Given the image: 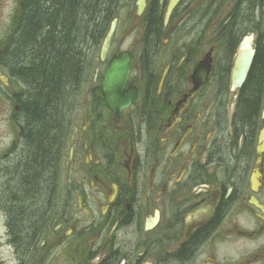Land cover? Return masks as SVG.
<instances>
[{"label":"flooded vegetation","instance_id":"obj_1","mask_svg":"<svg viewBox=\"0 0 264 264\" xmlns=\"http://www.w3.org/2000/svg\"><path fill=\"white\" fill-rule=\"evenodd\" d=\"M18 1L0 55L15 40ZM143 1L140 13L141 0L113 3L108 52L85 58L62 181L30 233L17 235L0 208L7 264H264V0H177L168 16L174 0ZM122 53L124 96L139 99L117 117L101 83ZM24 89L0 61V170L21 145Z\"/></svg>","mask_w":264,"mask_h":264},{"label":"trees","instance_id":"obj_2","mask_svg":"<svg viewBox=\"0 0 264 264\" xmlns=\"http://www.w3.org/2000/svg\"><path fill=\"white\" fill-rule=\"evenodd\" d=\"M116 1L23 0L15 40L0 55L25 86L19 102L22 150L10 168L0 172L5 179L0 176V208L8 211L19 236L30 233L34 219L50 200V185L59 180L71 134L61 116L65 97L82 82L84 53L91 40L92 48L100 44ZM254 64L244 92L250 110L260 85L261 62Z\"/></svg>","mask_w":264,"mask_h":264},{"label":"water","instance_id":"obj_3","mask_svg":"<svg viewBox=\"0 0 264 264\" xmlns=\"http://www.w3.org/2000/svg\"><path fill=\"white\" fill-rule=\"evenodd\" d=\"M177 0H174L170 3L166 16L169 15L170 11L175 6ZM144 6V1L141 0L139 13L142 11ZM116 25V20H113L110 26L108 33L106 34L100 51L101 58H104L106 52L108 51L111 37L113 35ZM249 59H246L242 62H238V66L235 69V77L233 79V86L238 87L244 81L247 68L250 64ZM129 64V55L127 53H122L120 57L113 58L109 63L101 83V92L104 97L105 102L109 106L110 110L117 116L120 117V112L122 109L127 108L132 102L136 104L139 97L136 95L134 98L126 95L124 96V87L128 78V68Z\"/></svg>","mask_w":264,"mask_h":264},{"label":"rangeland","instance_id":"obj_4","mask_svg":"<svg viewBox=\"0 0 264 264\" xmlns=\"http://www.w3.org/2000/svg\"><path fill=\"white\" fill-rule=\"evenodd\" d=\"M20 7L21 6L18 0H0V36L2 34H5L6 33L5 31L9 29V26H10L9 15L11 11H14V14L17 16L19 14V10L21 9ZM89 46H91L90 43H89ZM92 49L93 48L91 47L88 52H87L88 49H86L84 54L87 56V58L89 54H91ZM65 104L66 106L64 108V112L65 113L69 112L68 116H70L72 114L71 112L72 109L70 110L71 108V90L70 89L67 91V95L65 97ZM61 116H62V119L65 120V118L63 117L64 115H61ZM19 147L20 148L16 147L15 155H17L22 150V146L20 145ZM16 157L17 156H14V159ZM8 166L9 165H7L6 163V167L2 166L3 167L2 169L7 168ZM2 169L0 170V172L2 171ZM4 182H5V179H4ZM4 235H5V232H4V228L2 225V219H0V257L3 258L5 260V263L7 264V259L10 257V254L4 245Z\"/></svg>","mask_w":264,"mask_h":264},{"label":"bare ground","instance_id":"obj_5","mask_svg":"<svg viewBox=\"0 0 264 264\" xmlns=\"http://www.w3.org/2000/svg\"><path fill=\"white\" fill-rule=\"evenodd\" d=\"M90 56H91V54H90ZM89 57V56H88ZM87 63H88V61H87ZM87 65V64H86Z\"/></svg>","mask_w":264,"mask_h":264}]
</instances>
